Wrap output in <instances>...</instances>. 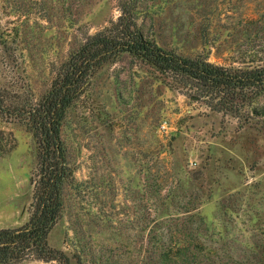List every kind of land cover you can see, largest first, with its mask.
Returning <instances> with one entry per match:
<instances>
[{
	"label": "rangeland",
	"instance_id": "374dc122",
	"mask_svg": "<svg viewBox=\"0 0 264 264\" xmlns=\"http://www.w3.org/2000/svg\"><path fill=\"white\" fill-rule=\"evenodd\" d=\"M117 15L115 0H0L36 98ZM138 25L185 56L264 62V0H142ZM0 129L14 138L0 154V228H14L30 214L36 144L22 124L0 116ZM62 136L74 175L48 241L70 264H264V116L243 125L125 55L93 74Z\"/></svg>",
	"mask_w": 264,
	"mask_h": 264
},
{
	"label": "trees",
	"instance_id": "16d2710c",
	"mask_svg": "<svg viewBox=\"0 0 264 264\" xmlns=\"http://www.w3.org/2000/svg\"><path fill=\"white\" fill-rule=\"evenodd\" d=\"M115 1L118 15L98 31L83 35L79 46L56 69L49 90L39 98L25 80L17 32L0 30V116L24 125L36 144L30 214L18 227L0 228V264L30 260L70 264L68 255L48 241L62 216L65 184L74 175L62 124L67 110L83 97L103 64L130 56L157 71L171 89L203 101L210 110L233 116L243 125L264 116V107L255 105L264 93V62L220 64L206 55L191 57L164 48L138 25L142 0ZM2 140L12 144L4 147ZM13 141L10 132L0 129V154L10 150Z\"/></svg>",
	"mask_w": 264,
	"mask_h": 264
}]
</instances>
